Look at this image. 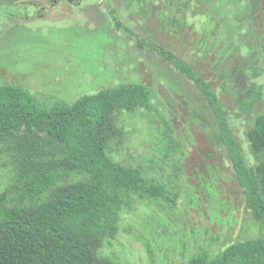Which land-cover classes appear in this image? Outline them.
I'll use <instances>...</instances> for the list:
<instances>
[{
  "label": "rangeland",
  "instance_id": "obj_1",
  "mask_svg": "<svg viewBox=\"0 0 264 264\" xmlns=\"http://www.w3.org/2000/svg\"><path fill=\"white\" fill-rule=\"evenodd\" d=\"M53 1L58 3L0 0L12 2L0 6V84L28 87L48 104L73 102L122 82L149 86L155 91L152 110L138 108L132 116L124 112L128 114L121 124L133 144L117 152L112 142V155L123 163L139 162L149 176L162 174L166 182L172 179L171 184L177 181L182 187L175 204L138 194L133 209L121 214L117 237L103 252L126 264H184L199 246L216 252L239 238L264 236L261 223L245 206L214 114L200 89L126 27H119L109 12L115 8L126 26L180 56L210 82L236 141L254 166L247 133L256 116L264 114V70L256 78L263 94L254 115H240L242 80L233 75L232 59L225 55L237 46L218 36L230 25L226 17L233 7L226 5V12L220 13L217 3L208 5L206 0ZM254 35L247 36L243 54L264 68V23ZM170 137L180 145L176 153ZM4 162L0 157L1 181L6 180ZM175 163L181 167V179Z\"/></svg>",
  "mask_w": 264,
  "mask_h": 264
},
{
  "label": "trees",
  "instance_id": "obj_2",
  "mask_svg": "<svg viewBox=\"0 0 264 264\" xmlns=\"http://www.w3.org/2000/svg\"><path fill=\"white\" fill-rule=\"evenodd\" d=\"M206 2L217 3L220 13L233 7L226 17L230 25L218 36L237 46L225 55L232 59L233 75L242 80L238 113L252 116L262 98L263 86L256 78L264 68L257 67L252 56L244 57L243 51L247 36L254 37L264 23V0ZM6 4L12 2L0 6ZM110 11L119 27H126L140 44L152 47L200 89L214 114L245 206L264 228V114L256 116L247 133L256 159L253 166L210 82L183 58L126 26L113 8ZM154 94L149 86L129 81L83 94L73 102L48 104L28 87L0 84V157L7 165L6 180H0V264H126L103 252L117 237L121 214L133 209L138 194L175 204L182 191L176 180L171 184L174 180L166 182L162 174L149 176L139 162L123 163L112 155V142L117 152L133 144L126 140L121 117L132 116L138 108L151 111ZM172 139L176 153L180 145L173 137L171 144ZM175 168L181 179V167L175 163ZM184 264H264V236L239 238L216 252L199 246Z\"/></svg>",
  "mask_w": 264,
  "mask_h": 264
},
{
  "label": "flooded vegetation",
  "instance_id": "obj_3",
  "mask_svg": "<svg viewBox=\"0 0 264 264\" xmlns=\"http://www.w3.org/2000/svg\"><path fill=\"white\" fill-rule=\"evenodd\" d=\"M52 2H51V4H54V3H58L57 1H53V0H51ZM66 1H68V2H70V3H73L74 1L73 0H66ZM134 1H136V0H134ZM138 1V0H137ZM32 6H34L33 4H31ZM112 8V7H111ZM110 8V9H111ZM116 12H117V10L115 9V8H113ZM109 12H110V14H111V17L113 18V16H112V13H111V11L109 10ZM117 14H118V12H117ZM119 16V15H118ZM119 18H120V16H119ZM114 19V18H113ZM121 19V18H120ZM130 28V27H129ZM131 29V28H130Z\"/></svg>",
  "mask_w": 264,
  "mask_h": 264
}]
</instances>
